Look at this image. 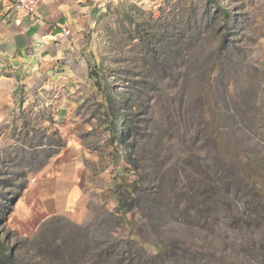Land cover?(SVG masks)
<instances>
[{
	"label": "rangeland",
	"instance_id": "rangeland-1",
	"mask_svg": "<svg viewBox=\"0 0 264 264\" xmlns=\"http://www.w3.org/2000/svg\"><path fill=\"white\" fill-rule=\"evenodd\" d=\"M91 30L0 106L2 264H264V0L109 1Z\"/></svg>",
	"mask_w": 264,
	"mask_h": 264
},
{
	"label": "crops",
	"instance_id": "crops-1",
	"mask_svg": "<svg viewBox=\"0 0 264 264\" xmlns=\"http://www.w3.org/2000/svg\"><path fill=\"white\" fill-rule=\"evenodd\" d=\"M109 1L116 0H45L36 17L11 8L0 14V94L6 97L0 106L24 108V92L46 70L60 83L67 82L71 68L66 60L86 63L93 23Z\"/></svg>",
	"mask_w": 264,
	"mask_h": 264
},
{
	"label": "trees",
	"instance_id": "trees-1",
	"mask_svg": "<svg viewBox=\"0 0 264 264\" xmlns=\"http://www.w3.org/2000/svg\"><path fill=\"white\" fill-rule=\"evenodd\" d=\"M89 68V65H88ZM95 72L92 71V69H89V75L91 78H95L97 80V77H95ZM118 118H115V125H116V130H115V136L118 140H120V142H124V140H126V133L124 131V122L123 120H118ZM119 125L121 126L119 128ZM120 187L115 191V199L117 201L116 204V209L117 212L120 213L122 216L126 217L125 214L131 211L132 208V203H127L128 198H133L132 193H134L135 191H137V186L138 183L137 182H128V180L122 181V183L119 184ZM262 190L264 191V177H263V181H262ZM125 222H129V220L127 219ZM127 237L130 240H137L140 241V243L144 244L147 243L145 240H142L140 232L138 230V228L135 227H131L130 232L128 233ZM162 245L159 246H155L156 251L160 252V250L162 249L161 247ZM9 257L8 255V251L6 250L5 252L0 251V264H2L3 262H5V258Z\"/></svg>",
	"mask_w": 264,
	"mask_h": 264
},
{
	"label": "built area",
	"instance_id": "built-area-1",
	"mask_svg": "<svg viewBox=\"0 0 264 264\" xmlns=\"http://www.w3.org/2000/svg\"><path fill=\"white\" fill-rule=\"evenodd\" d=\"M45 0H11L5 3V0H0V14L5 13L11 8L14 11H22L31 17L37 16L38 6ZM62 33L71 39L69 29L63 27Z\"/></svg>",
	"mask_w": 264,
	"mask_h": 264
}]
</instances>
